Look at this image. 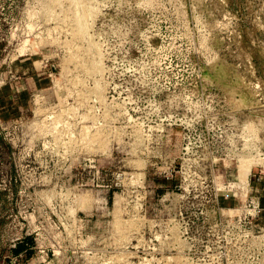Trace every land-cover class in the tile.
<instances>
[{
	"label": "rangeland",
	"instance_id": "obj_1",
	"mask_svg": "<svg viewBox=\"0 0 264 264\" xmlns=\"http://www.w3.org/2000/svg\"><path fill=\"white\" fill-rule=\"evenodd\" d=\"M0 264H264V0H0Z\"/></svg>",
	"mask_w": 264,
	"mask_h": 264
},
{
	"label": "bare ground",
	"instance_id": "obj_2",
	"mask_svg": "<svg viewBox=\"0 0 264 264\" xmlns=\"http://www.w3.org/2000/svg\"><path fill=\"white\" fill-rule=\"evenodd\" d=\"M25 52V51H24ZM251 165V164H250ZM249 167V166H248Z\"/></svg>",
	"mask_w": 264,
	"mask_h": 264
}]
</instances>
